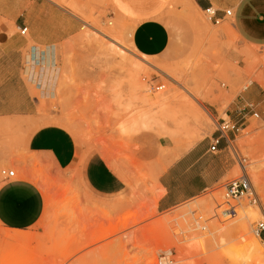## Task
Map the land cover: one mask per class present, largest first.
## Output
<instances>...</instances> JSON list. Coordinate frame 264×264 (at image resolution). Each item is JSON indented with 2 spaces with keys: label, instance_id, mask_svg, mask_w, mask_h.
I'll return each instance as SVG.
<instances>
[{
  "label": "rangeland",
  "instance_id": "1",
  "mask_svg": "<svg viewBox=\"0 0 264 264\" xmlns=\"http://www.w3.org/2000/svg\"><path fill=\"white\" fill-rule=\"evenodd\" d=\"M47 1L76 21L53 61L46 58L32 70L54 69V89H39L24 72L35 46L27 33L22 37L28 43L18 52L11 48L21 44L0 45V69L13 71L19 90L15 100L23 93L31 98L30 117H0V171L28 178L44 199L33 227L17 231L0 224V264H157L161 255H168V264H264V237L252 231L264 215V47L241 43L228 19L211 24L203 11L183 1L168 14V49L146 57L130 44L131 28L111 18L109 0ZM148 84L164 88L151 91ZM9 94L0 91V99L5 102ZM165 96L172 98L146 99ZM217 116L239 127L228 134L230 147L221 160L225 176L197 197L158 211L159 173L195 146L208 147ZM48 124L70 133L76 165L57 171L27 165L25 139ZM92 154L124 172V192L103 196L87 187L80 166ZM203 160L207 172L200 175L207 179L219 160L210 153ZM239 160L256 204L224 197L225 185L242 174ZM5 182L0 176V186ZM14 234L18 241L7 238ZM248 238L257 239L263 258L247 254Z\"/></svg>",
  "mask_w": 264,
  "mask_h": 264
},
{
  "label": "crops",
  "instance_id": "2",
  "mask_svg": "<svg viewBox=\"0 0 264 264\" xmlns=\"http://www.w3.org/2000/svg\"><path fill=\"white\" fill-rule=\"evenodd\" d=\"M183 1L201 11L212 7L219 17L223 16V11L230 10L228 21L240 42L264 47V0H109L108 5L111 18L123 21L131 28L130 44L135 51L146 57H158L168 49L171 41L168 14L174 7L179 10ZM75 26L76 21L69 13L50 1L0 0V45L13 47L21 44L18 49L11 48L16 52L27 45L28 40L22 37L27 33L35 45L36 56L45 55L52 62L63 35L71 33ZM22 28H26L23 35L20 34ZM14 30H19L20 35ZM41 47L44 53L40 52ZM12 76L13 71L0 69V86H5L0 87V91L10 93L5 102L0 99V108H5L0 117H30L31 98L20 89L23 94L15 100L14 92L19 90L14 87ZM38 88L43 90L41 83ZM32 102L35 104L34 100ZM208 147L195 146L161 170L157 177L160 192L156 202L158 211L170 210L197 197L225 176L227 166L221 161L227 150L225 141H220L216 153H210ZM207 153L217 157L219 168L205 179L200 172H207V162L203 160ZM76 154L75 141L70 133L53 124L36 128L24 142V155L29 167L39 163L54 171L64 170L77 164ZM80 169L84 183L94 193L114 196L126 190L124 172L112 168L99 154L88 156ZM43 208V196L28 178L11 179L0 186V224L5 228L23 231L33 227Z\"/></svg>",
  "mask_w": 264,
  "mask_h": 264
},
{
  "label": "built area",
  "instance_id": "3",
  "mask_svg": "<svg viewBox=\"0 0 264 264\" xmlns=\"http://www.w3.org/2000/svg\"><path fill=\"white\" fill-rule=\"evenodd\" d=\"M204 13L205 18L214 25H219L223 20H227L231 16L230 10L223 11V16H217V10L212 7H207L202 10ZM26 32V28H22L20 30V34L23 35ZM148 87L151 91H159L164 88L161 84H148ZM251 110V106H248ZM253 117H258V113L252 112ZM238 123L231 119H221L217 123L216 131L211 138V143L208 147V151L210 153H216L218 151V145L221 140H224L226 143V147H230V141L228 139L229 133H236L238 131ZM244 160H239L238 164L241 168L242 174L240 177L230 180L224 187L225 194L224 197L228 199H240L243 197H247L252 204L257 203L256 196L251 191V186L249 179L245 173L244 167ZM0 176L2 180L8 181L15 177L14 171L12 170H1ZM253 234L258 238L264 237V215L262 219L255 223L253 227ZM168 255H161L158 260L157 264H168ZM170 263V262H169Z\"/></svg>",
  "mask_w": 264,
  "mask_h": 264
},
{
  "label": "bare ground",
  "instance_id": "4",
  "mask_svg": "<svg viewBox=\"0 0 264 264\" xmlns=\"http://www.w3.org/2000/svg\"><path fill=\"white\" fill-rule=\"evenodd\" d=\"M102 36L107 37L109 38V40H111L112 43H115V44H118L117 42H115L112 38L108 37V35H104L102 34ZM106 38V39H107ZM121 49V48H120ZM122 49L124 50H127L129 51L128 49L126 48H123ZM32 52L31 55H28L26 58H25V61L27 63V66L25 67L24 69V72L25 74H29V76L31 77H34L33 78V82H37L36 84H38V87H40V83H41V86L44 88H46V86L49 85V87H51V89H54V84H55V81H56V76H57V72L52 69L51 71L50 70H45V67H40V70L38 72H33V68L36 66V64H41L42 65L45 63V55H42L39 57L38 55L36 56V52H35V47L33 46L31 48ZM46 51V50H45ZM41 52V50H40ZM131 52V51H129ZM44 53V50L43 52ZM131 54V53H130ZM143 62H145L146 64L152 66L149 62H147L144 58H140ZM49 61V60H48ZM162 61V60H160ZM166 62V61H164ZM48 65V64H47ZM45 65V66H47ZM172 70V69H170ZM39 75V76H38ZM170 77V76H169ZM39 78V79H38ZM171 79V78H170ZM175 81V80H174ZM176 82V81H175ZM49 83V84H48ZM132 84V83H131ZM178 84V82H177ZM133 85V84H132ZM135 89V88H134ZM185 92L187 94H189L190 96L192 95L188 90L184 89ZM169 98H172V96H165V97H161V98H149V97H146L147 101L149 102H152V103H157L158 101H165ZM151 121V120H150ZM140 123V122H139ZM174 124V122H173ZM176 124V123H175ZM174 127V126H173ZM175 128V127H174ZM177 129H180L182 128V125L178 124ZM181 130V129H180ZM177 133V132H176ZM179 133V132H178ZM224 205V204H223ZM223 205H222V208H223ZM219 209V208H218ZM221 211V209H220ZM226 211V210H225ZM227 213V212H226ZM220 215H221V212H220ZM227 215V214H226ZM8 239H11V240H14V241H18L20 239V237L18 235H9L7 236ZM244 239V238H243ZM245 242H243L245 245V250H247V254L249 255H254L255 257H258V258H263V250L261 249V247L259 246V242L257 241V239L255 240L254 238L251 239V238H248V239H245L244 240Z\"/></svg>",
  "mask_w": 264,
  "mask_h": 264
}]
</instances>
